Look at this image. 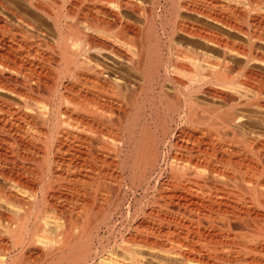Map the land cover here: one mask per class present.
<instances>
[{
	"label": "bare ground",
	"instance_id": "bare-ground-1",
	"mask_svg": "<svg viewBox=\"0 0 264 264\" xmlns=\"http://www.w3.org/2000/svg\"><path fill=\"white\" fill-rule=\"evenodd\" d=\"M263 45L264 0H0V264H264Z\"/></svg>",
	"mask_w": 264,
	"mask_h": 264
},
{
	"label": "rangeland",
	"instance_id": "rangeland-1",
	"mask_svg": "<svg viewBox=\"0 0 264 264\" xmlns=\"http://www.w3.org/2000/svg\"><path fill=\"white\" fill-rule=\"evenodd\" d=\"M232 37H233V36H232ZM232 39H233V40H235V39L238 40V37H237V38L235 37V39H234V37H233ZM236 40H235V41H236ZM263 46H264V45H263ZM263 46H262V50H264V49H263V48H264ZM74 96H75V94H74ZM77 100L79 101V100H81V99H77ZM14 101H15V100H14ZM69 103H70L71 105H70ZM72 103H73V104H72ZM68 104H69V105H68ZM67 105H68V108L70 109V111L72 110L71 112H75V111L81 112L80 109H78V108L75 106L74 101H69V102L67 103ZM73 107H74V108H73ZM70 122H71L72 125H74V128H71L72 126H70V129H71L72 131H73V129L76 130L77 123L75 124V122H73V121H70ZM77 132H78V131H77Z\"/></svg>",
	"mask_w": 264,
	"mask_h": 264
}]
</instances>
